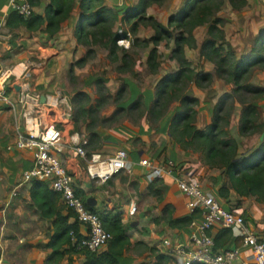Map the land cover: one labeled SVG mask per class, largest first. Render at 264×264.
I'll use <instances>...</instances> for the list:
<instances>
[{"label":"trees","instance_id":"16d2710c","mask_svg":"<svg viewBox=\"0 0 264 264\" xmlns=\"http://www.w3.org/2000/svg\"><path fill=\"white\" fill-rule=\"evenodd\" d=\"M50 3L45 9L44 14L36 11L32 16L25 18L17 12H11L7 27L14 34L17 31L25 30L36 33L43 32L50 37L56 35L62 28V24L70 19L74 8L79 4L81 16L76 36L78 40L88 37L96 45L108 49L111 55L116 54L117 40L122 37L113 30L119 15L105 5V0H49ZM166 0H139V6L135 8L127 20L134 18L139 23H134L132 32L136 33L140 24L152 27L155 31L153 42L156 47L152 50L149 58V67L153 73L158 71L160 62L157 45L161 41L175 40L173 58L179 64V70L173 74L165 76L158 84L153 103L148 107L145 99L140 95L133 102L120 100L124 88L116 95L118 108L121 112L137 110L141 116H148L155 124H158L169 113V108L173 103L180 102L182 108L174 115L169 135L173 141L184 151L201 153L202 161L210 169L221 171V175L215 178V182L221 184L219 197L228 199L230 190H234L240 197H255L256 201L264 204V143L258 149L251 152L250 155H244L241 150V142L238 138H247L260 134L264 136V121L260 120V113L257 104L258 99L264 98V87L251 84L252 75L257 70H264V31L260 33L251 52L248 55L238 57L232 43L227 41L225 31L222 29L224 21L218 16L226 2L230 3L233 9L242 10L248 6V0H187L184 7L172 16L167 25L162 24L154 17L147 15V10L154 4L163 5ZM34 7H39L42 0H31ZM209 25V38L202 45V56L215 65L216 75L223 78L228 84L233 85L232 92H227L217 102L213 109V121L205 128H199L196 125L199 111L197 105L200 100L186 94L189 86L195 83L203 87V83H211L213 74L209 72H199L193 66L192 61L186 55V46L197 48L195 31L197 28ZM180 32L176 37L175 32ZM128 37L127 33L123 34ZM148 46V42H144ZM73 72V70H71ZM245 95H250L244 99ZM85 94L75 96V119L76 122L93 119L92 124L87 129L93 131L96 127L94 118L105 106L104 100H99L94 106L91 104V98L86 95L84 101L82 97ZM104 98H110L111 95H104ZM120 100V101H119ZM128 101V102H127ZM85 102V104H84ZM129 103L128 106H124ZM243 105L239 120V136H234L231 131L232 119L235 114L236 104ZM98 117V115L96 116ZM116 119V115L109 120ZM80 127L77 124V129ZM159 131L157 128L156 132ZM93 145L97 134H92ZM33 200L43 211L47 218H55L54 232L48 243L53 253L50 256L51 264H59L65 255L72 250L77 251L83 238L79 232L80 222L70 224L69 219L76 217L70 210L68 216L62 215L63 206H59L61 195L50 189L49 184L39 180L32 181ZM162 180H155L151 184L153 194L156 195L159 202L163 201L162 193L157 189ZM76 192L86 202L87 197L81 190ZM83 195V196H82ZM218 197V198H219ZM219 198V199H220ZM88 209H91L87 205ZM104 228L113 235L110 240L108 250L105 252H91L86 249H78V252L85 255L84 264H121L119 257L130 252L133 243L127 235L126 226L121 214L99 213ZM247 221V217L242 213ZM200 211L191 215L174 218V207L167 205L163 216L155 219L157 224L167 223L171 228L183 229L188 227L194 219H200ZM233 237L231 229H220L215 236V250H225ZM77 242L74 243L73 240ZM70 247V248H68ZM135 247H143L156 254V264H168L170 257L164 254H157L155 248H150L140 242ZM72 262V261H71ZM70 262V264H72Z\"/></svg>","mask_w":264,"mask_h":264},{"label":"crops","instance_id":"0c3cea01","mask_svg":"<svg viewBox=\"0 0 264 264\" xmlns=\"http://www.w3.org/2000/svg\"><path fill=\"white\" fill-rule=\"evenodd\" d=\"M7 2L8 0H0V17L6 10ZM49 3V0H42L39 7L43 9V12H37L44 14ZM184 5L185 3L183 2L180 8L182 9ZM79 9V4H77L70 19L65 22L68 23L72 21L76 24L74 34L82 12L80 9V13H78ZM134 9L135 8L126 10L125 12L131 13ZM65 23L62 24L61 30L53 36L54 38L59 37ZM24 39L25 41L22 42V44H24L22 51H15L12 47L4 44L0 54L2 55V53H5L7 50L10 51V55L12 56L11 61L15 64L14 68L17 71H21L25 63L32 61L33 64H35L33 80L36 89L42 94H50L49 92L61 94L60 89H64L66 83L65 80L61 79L64 77V74L67 73L66 64L69 63L70 49L68 50L66 47V50L63 51L60 46H53V44L48 47L43 45L40 39L37 40V38H35L33 41L29 35H24L21 40ZM38 45L39 47L37 49L39 51L36 52L37 60L30 59L28 57L29 51L27 48L29 46ZM163 78H161V80ZM40 88H42L43 91H40ZM130 89L132 94L140 95L143 93L134 86H130ZM149 91L151 94V90ZM152 93L154 95V90ZM147 99H149V97ZM128 104L129 103H126L124 106L127 107ZM236 111L237 109L235 113ZM211 116L213 117V111ZM49 117L53 120H57V126L63 132L65 142H69L71 136L79 133L81 138L89 141V145L87 146L89 153L101 152L105 157H111L118 151L125 150L129 155V159L133 164L132 172L119 173L107 182L102 183L90 179L86 164L82 159L76 158L69 151L61 154L63 163L74 175L76 189L81 190L87 199L90 197L96 198L97 206L94 208H96L97 213L122 215L128 227L127 235L130 237L133 246L130 253H126L124 256L119 257L121 264H142L145 261L141 260V257L133 253L138 249V247H135L137 243L142 242L150 248H155L157 254H164L160 247L163 238L170 237L179 242H184L190 237L189 226L179 229L171 228L165 222L161 224L155 222V219L163 216L164 209L167 205H172L174 207L175 219L193 213H191L188 208L189 198L179 190L174 175L166 174L163 179H160L163 182L158 185L157 189L161 191L163 201H158L156 195L153 194L151 184L159 179H152L150 171L140 164L143 158L151 159L154 163L162 166H166L168 162H174L177 172L185 175L189 179L198 181L217 198L219 197L221 184L214 182L211 186H205L201 183L199 179L200 166L192 161V158H194L193 154L195 153L192 151H184L174 141L172 143L169 142V138L165 135L169 133V123L166 124V127L163 128V133L160 134L164 137L166 136V139H162L161 136H159L157 142H155L156 144H151L150 135L153 133V130H151L146 123L138 129L118 126L112 130H104L102 127L96 130V126L94 128L95 131H91L87 129V127L77 129L75 113H69L65 108L54 110V113L49 114ZM164 121L167 122L168 120ZM22 124V120L19 121V119H16L11 111L0 102L1 241L4 238L2 241L3 245L1 242V252L4 257V264L5 262L6 264H51L49 259L53 250L47 246L51 237L55 234L54 222L56 217L47 218L44 216L43 211L33 200L34 183L32 181L24 182L23 180V173L33 165V153L28 150L9 148L10 146H14L18 128ZM93 133H96L98 137V140H94V145L92 142ZM263 137L264 136L257 134L252 137L238 138L242 145V152L246 153V155H250L251 152L258 149L259 146L264 143ZM211 170L217 171V169ZM220 174L221 172L218 175ZM219 200L226 208L244 213L247 217V222L249 224L251 222V227L259 235L264 236V204L257 202L255 197H240L232 189L230 190L228 199L220 198ZM58 205L61 207L63 206V216L66 217L70 214L71 211L63 202L62 197ZM132 205L137 206V213L135 215L130 214ZM76 221V217L69 219L70 224ZM219 231L220 230L215 231V236ZM79 232L84 237L88 234V228L80 223ZM73 242L76 243L77 240L74 239ZM240 246V238L235 237L233 234L226 248L232 249ZM107 250L108 245H105L100 248L99 252H105ZM146 255L145 256L148 257L152 255V252L148 250ZM170 259L168 264H179L176 260ZM154 261H156V259ZM70 262L72 264H84L86 262V257L79 253L78 249L77 251L72 250L65 255L59 264H70Z\"/></svg>","mask_w":264,"mask_h":264},{"label":"rangeland","instance_id":"374dc122","mask_svg":"<svg viewBox=\"0 0 264 264\" xmlns=\"http://www.w3.org/2000/svg\"><path fill=\"white\" fill-rule=\"evenodd\" d=\"M186 1L187 0H166L163 5L154 4L148 8L147 15L167 25L171 17L177 15L181 10L180 7L183 2L186 3ZM248 2V6L242 10H235L230 3L226 2L222 10L218 13V16L224 21L222 29L225 31L226 39L233 44L238 57L248 55L260 33L264 31V0H248ZM105 5L119 15V20L116 22L113 30L116 34H121L122 37L117 40V45L119 47L116 49L115 55H111L109 50L103 46L94 43L89 45L88 42H91L90 37H88V40L85 38L79 41L76 33L74 34L76 24L72 21L64 24L63 30L58 38L50 37L43 32L31 33L21 30L14 33L10 39L11 41L9 40L10 42L7 45L12 47L15 51H22L24 48L22 42H24L25 39H21L24 35H29L33 41L35 38H37V40L40 39L41 43L48 47H50L51 44H53V46L58 45L63 51H65L67 47L68 50L70 49V59L69 63L66 64L67 73L64 74V77L61 79L66 82L64 89H60L61 94L68 98L74 109L78 106L75 103V96L80 94H85L81 101H84L86 95H89L91 104L94 106L98 104L99 100H104L105 106H103L97 114L98 117H96L97 115L94 117L97 118L96 130H98L99 127H102L104 130H112L118 126L138 129L146 123V125L153 130V133L150 135L151 144H156L155 142H157L159 136H161L162 139H166L165 137L167 136L169 142L172 143L173 139L169 133H166L165 137L160 134L163 133V128L166 127V124L169 123L170 126V122L176 112L181 110L182 105L180 102L173 103L169 108L167 117L163 118L164 120H168L167 122L162 119L158 124H155L150 117L147 115L141 116L137 110L130 111L127 109L126 112L119 111L116 95L124 88L120 100L126 99L133 102L137 97L143 95L141 97L145 99V103L149 107L154 101L156 88L161 78L177 72L180 68L178 62L173 58L175 40H163L157 45L159 53L158 61L160 65L158 71L153 73L149 67V58L152 50L156 47L153 42V38L156 35L155 31L152 27L140 24L137 32H132L133 24L136 22L139 23V21L132 17L127 20L130 13L125 12L126 10L137 8L139 6L138 0H105ZM34 11L43 12V9L34 7ZM78 13H80V9ZM208 30L209 25L198 28L194 33L197 48H189L186 46L185 49L187 57L192 61L197 71L213 74L211 83L208 84L205 82L203 83V87H199L195 83H192L186 92L187 95L197 97L200 100V103L196 107L199 111L196 125L199 128H205L207 124L212 123L213 117L211 114L215 105L221 96L227 92H232L233 88V85L228 84L223 78L216 75L215 65L206 60L201 54L202 45L206 39L209 38ZM125 33H127V38L123 36ZM175 35L178 37L180 32L176 31ZM145 41L149 43L148 46L143 45ZM38 47L39 45L29 46L27 48L29 51L28 57L30 59L37 60L36 52L39 51L37 49ZM10 54L8 50L2 53V55L0 54V68L3 70L13 69L15 65L11 61L12 56ZM71 70H73V72H71ZM12 80L14 79L12 78ZM250 82L256 86L264 87V70L255 71ZM130 86L140 89L145 94H132ZM149 90H151V94ZM153 90L154 95L152 93ZM40 91H43V89L40 88ZM49 93L55 94V92ZM104 95H111V97L104 98ZM148 97L149 99H147ZM249 97L250 95H245L244 99H248ZM257 104L260 120L264 121V98L261 100L258 99ZM242 107L243 105L241 103L236 104L237 111L235 113L236 115L234 114L231 125V131L234 136H239L238 127ZM113 115H116V119L109 120ZM92 120L93 119L88 118L86 121L81 120L80 122H76V124L80 126V129H83L91 125ZM157 128H159L158 132H156ZM193 155L194 158H192V161L200 166L199 179L201 183L205 186H211L215 182V178L221 175H218L221 171L211 170L205 165L202 161L201 153H195ZM244 155H246V153H244ZM216 175L218 176L215 177ZM89 210L97 213L96 208H91ZM231 210L236 211L234 209ZM3 240L4 238L2 241ZM133 253L141 257V260H145L142 264H156L157 262L156 254L152 253V255L146 257L148 250L143 247H138ZM155 259L156 261H154Z\"/></svg>","mask_w":264,"mask_h":264},{"label":"built area","instance_id":"2783aa9c","mask_svg":"<svg viewBox=\"0 0 264 264\" xmlns=\"http://www.w3.org/2000/svg\"><path fill=\"white\" fill-rule=\"evenodd\" d=\"M11 12L29 18L34 12V6L31 0H8L6 10L0 17V52L2 46L8 44L14 35L7 27ZM34 65L29 61L21 71L14 67L7 70L0 68V102L16 119L23 122L18 128L14 146L9 148L33 153V165L23 173L24 182H46L58 192L67 208L88 228V234L82 238L78 249L97 252L113 239V235L104 228L99 213L90 211L87 202L77 194L74 175L63 163L61 154L69 151L76 158L82 159L90 179L102 183L119 173H131L133 164L125 150L111 157H105L101 152L89 153V141L81 138L79 133L65 142L57 120L51 119L49 114L63 108L73 113L74 107L62 94H42L36 89ZM18 86L20 90H17ZM43 95L47 99L45 104L41 103ZM140 164L150 171L154 180L163 179L166 174L174 175L179 190L189 198L188 208L191 213L200 211V219H194L189 225L188 240L179 242L170 237L162 239L160 247L166 256L179 264H264V236L249 225L242 213L226 208L198 181L177 172L174 162L162 166L143 158ZM136 213L137 206L132 205L130 214ZM220 229H231L234 236L240 238L241 246L215 250V231ZM0 264H4L1 249Z\"/></svg>","mask_w":264,"mask_h":264},{"label":"water","instance_id":"95a60500","mask_svg":"<svg viewBox=\"0 0 264 264\" xmlns=\"http://www.w3.org/2000/svg\"><path fill=\"white\" fill-rule=\"evenodd\" d=\"M16 88H17V90H20V87H19V86L16 87ZM46 101H47L46 96L43 95V96L41 97V103H42V104H45ZM87 205H88L89 207H92V208L96 207V206H97V200H96V198H94V197H90V198H88V199H87Z\"/></svg>","mask_w":264,"mask_h":264}]
</instances>
